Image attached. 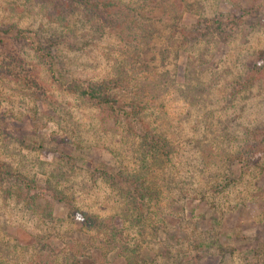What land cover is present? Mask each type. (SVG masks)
Wrapping results in <instances>:
<instances>
[{
  "label": "rangeland",
  "instance_id": "1",
  "mask_svg": "<svg viewBox=\"0 0 264 264\" xmlns=\"http://www.w3.org/2000/svg\"><path fill=\"white\" fill-rule=\"evenodd\" d=\"M121 1L137 13L127 40L94 36L79 15H55L37 0H0V26L44 31L64 78L53 80L24 42L0 39V173L56 182L78 209L112 216L118 229L117 192L99 172L117 183L121 172L142 173L162 219L148 263L264 264V77L240 86L264 67V0H182L175 18L174 4L150 10L144 0ZM215 17L231 34L227 43L204 49L184 39ZM228 18L238 23L233 32ZM118 73L128 81L121 103L146 96L144 120L168 141L167 158L144 152L139 125L128 128L66 89L73 79ZM7 179L0 182V264H35L46 246L52 264H125L116 250L102 253V239L62 203L50 216L43 200L31 210Z\"/></svg>",
  "mask_w": 264,
  "mask_h": 264
},
{
  "label": "trees",
  "instance_id": "2",
  "mask_svg": "<svg viewBox=\"0 0 264 264\" xmlns=\"http://www.w3.org/2000/svg\"><path fill=\"white\" fill-rule=\"evenodd\" d=\"M44 5H49L50 13L57 15L60 11L65 14L79 15L85 22L91 26L90 29L94 36L102 37L103 35H115L118 39L127 40L132 38L131 30L135 25L137 16L136 8L129 6L121 0H37ZM182 0H144L141 1L145 8L153 10L160 4L164 8H172V15L175 18L181 14ZM258 3L259 0H252ZM186 6V5H185ZM178 10V11H175ZM182 10V11H181ZM175 11V12H174ZM77 12V13H76ZM65 16V15H64ZM137 20V19H136ZM213 23L206 25L205 28H194L185 32L184 39L195 42V46L208 49L210 44L217 42L227 43L231 34H227L224 26L217 23V18L212 19ZM225 25L229 28L236 29L238 23L232 18H228ZM200 26V25H199ZM127 37V39H125ZM0 39L24 42L28 48L35 53L39 63L46 66L47 71L51 74L53 80H64L59 70L54 66L53 57L50 52V45L45 37V32L31 33L19 29L15 25L0 26ZM216 40V41H214ZM197 44V45H196ZM123 74V72H120ZM118 73L113 79L88 81L86 83L79 80H72L66 85L67 91L78 95L88 101L93 107L106 109L107 112L119 123L126 125L128 128L133 125H139L136 132L140 138L141 148L145 153L155 159L167 158L172 148L168 141L159 138L156 132L144 120L147 109L143 98L130 96L126 103L120 102V90H127V77ZM56 75V76H55ZM264 77V67L256 66L245 78L243 88L251 86ZM151 95L155 97L156 87L151 86ZM153 90V91H152ZM149 94V97L151 95ZM259 134V133H258ZM260 147L264 149V140L260 142ZM11 177L13 183L19 188L20 196L25 202L27 208L34 210L37 201L43 200L47 204L46 215L50 216L52 205L55 202L62 203L67 210L68 216L79 222L87 231L94 233L104 243L103 251H117L125 261V264H151L146 261L145 251L147 245L154 242L157 227L162 226V219L157 216L154 206L158 204V197L154 190L145 185L142 173L134 175L128 172L119 173L121 182L117 183L114 176L106 172H99L102 180L110 184L117 192L118 209H120L124 226L118 229L114 224V218H100L96 215H90L78 209L73 201L56 188V182L39 183L29 180L21 174L11 172L0 173V182H6L7 177ZM155 207V208H154ZM154 216V217H152ZM161 219V221H160ZM46 246V245H45ZM45 252L35 257V264H52L53 258L49 255V248L46 246ZM48 251V252H47ZM175 259V260H174ZM173 259V264H179L178 258Z\"/></svg>",
  "mask_w": 264,
  "mask_h": 264
}]
</instances>
